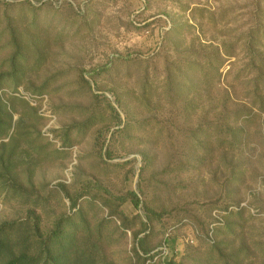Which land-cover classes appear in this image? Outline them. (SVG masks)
Segmentation results:
<instances>
[{"label": "rangeland", "instance_id": "obj_1", "mask_svg": "<svg viewBox=\"0 0 264 264\" xmlns=\"http://www.w3.org/2000/svg\"><path fill=\"white\" fill-rule=\"evenodd\" d=\"M249 35L264 55V0H0L2 238L57 264H264Z\"/></svg>", "mask_w": 264, "mask_h": 264}, {"label": "trees", "instance_id": "obj_2", "mask_svg": "<svg viewBox=\"0 0 264 264\" xmlns=\"http://www.w3.org/2000/svg\"><path fill=\"white\" fill-rule=\"evenodd\" d=\"M247 39L248 40L244 43L243 46L246 45L245 47L247 48V51H250V52H247V54H248L247 60L248 61H247V64H245V65L250 70V72L251 71L253 72L252 73V80L255 83V90L257 92H259L260 90H259L258 84L261 82H263V84H264V55H261L260 52H259V55L256 53L255 46L252 44V42L250 40L251 39L250 35L247 37ZM12 45H13V51L11 54L10 61L14 65L15 64L14 57L18 55L19 51L21 50V47H20V44L15 39L12 40ZM200 45L202 48L204 47V45H202V44H200ZM224 52L226 53L227 51L225 50ZM231 52H234V51H231ZM214 53H216L217 55L219 54L218 48H216V52L214 51ZM228 55H231V54H228ZM237 55L238 54H236V56ZM219 56H220V54H219ZM250 67H254V69H252ZM85 82L88 85V81L86 79H85ZM246 94L249 95L250 92L246 91ZM14 100H16L18 103H21V105H22V108L20 111V117H19L17 123L21 122L25 118L34 119L35 117H37L33 108L26 105V103H24L20 99H14ZM11 124H12V114L8 110L7 104L4 103L0 97V136L4 135V133L8 129H10ZM3 160H4V157H3V155H1L0 161H3ZM4 170H6V171L8 170V167L6 165L4 166ZM1 177H3V179H5L4 173L1 174ZM130 194H131V198H133V200H135L134 205L138 206L139 203L137 201V197L134 195L133 192H131ZM73 203L74 202H72V204ZM5 228H6V225L0 226V264H57V262L54 261V259H52V257L48 254V249L46 247V243H44L42 245V248L39 250L38 254H30L27 250H21L18 252L14 251L13 248L11 247L10 243L7 240H4L2 238V236H3L2 234L4 233ZM57 230H58V228H56V231ZM138 235H139L138 232L135 233V240L138 243L139 247L140 248L142 247L143 253L147 254V252H148L147 249L142 246V238L138 237ZM135 251H136V249H135ZM43 253L45 254V256H42ZM167 264H177V263L173 262L170 259L167 262Z\"/></svg>", "mask_w": 264, "mask_h": 264}, {"label": "built area", "instance_id": "obj_3", "mask_svg": "<svg viewBox=\"0 0 264 264\" xmlns=\"http://www.w3.org/2000/svg\"><path fill=\"white\" fill-rule=\"evenodd\" d=\"M165 246V245H164Z\"/></svg>", "mask_w": 264, "mask_h": 264}]
</instances>
